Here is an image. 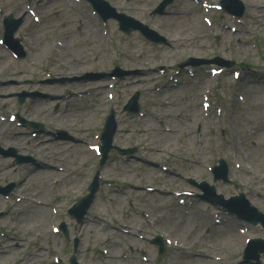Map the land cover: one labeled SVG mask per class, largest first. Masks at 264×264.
Segmentation results:
<instances>
[{
    "label": "rangeland",
    "instance_id": "rangeland-1",
    "mask_svg": "<svg viewBox=\"0 0 264 264\" xmlns=\"http://www.w3.org/2000/svg\"><path fill=\"white\" fill-rule=\"evenodd\" d=\"M16 1H22L25 4L28 3V0H0V3L6 2L10 4ZM215 1L217 2V0ZM242 1L246 9L243 17L245 25L238 26L237 32L232 33L230 32V26L237 24L235 21L230 22L229 27L224 28L222 31V37L225 40L223 45L221 42H217L218 37L214 40L211 39L214 32H216V27L214 25H204L202 23L204 14L196 6H193L187 16L177 20L180 21L178 23L180 26L176 27L180 31L181 36L186 38H192L196 34L204 32L207 42L210 46L215 47V50L201 52L203 49L192 50L187 47L183 50L187 54H179L171 49L157 55L153 53L147 54V52L151 51V47H144V42L138 32H131L130 34L120 33L116 21H107L106 24L100 23L96 35L89 33L85 38H79L76 34L78 18L74 13L80 6L73 0H52L53 7L51 9L55 8V11L45 17L42 24L38 25L32 20L27 22V25L38 29L40 36L37 40H42L45 36L47 37L49 43L47 42V45L42 47L44 53L46 49L47 52L43 56L37 53L20 60L17 59V61H11L14 66L17 64L19 67L17 70H14V73L17 75V80H11V77L0 80L7 82V85L0 83V96L4 95L3 98H0V106L5 104V109L2 113L5 118H8L11 113L20 114L21 112V108L16 105L15 96L5 97L9 93L17 94L25 89L28 92L39 91L51 95H61L66 90L76 92L82 89L84 93L80 98L83 97V100L79 97H71L67 100V104L70 105L69 108L72 106L74 108H83L82 114L75 115L81 118L79 128L82 131L73 134L81 137L84 142H95L93 133L99 131L98 134L100 135L105 116L109 108L113 106L116 109V118L118 120V130L115 134L113 144L120 147L136 146L137 151L134 155L143 159L145 165L159 167L160 164V166L164 165L167 167L172 177L168 185H166L168 190L173 188H192L187 181L188 177H193L197 180L206 179L210 183H213V175L205 167L207 165L212 166L217 163L218 158H223L229 169L230 183L224 184L220 181L216 182L215 186L218 192L222 193L224 197H229L233 194L237 195L242 192L253 206L264 212V69L251 70L244 68L241 70L238 80H234L230 72L222 73L217 78L209 75L201 76L202 85L201 82H197L195 94L192 96V100L197 104V119L203 117V113L199 109V101L204 87L210 84L215 86L216 94L219 97L217 103L225 105H219L222 107L221 116L216 114L214 111L215 106L213 105V112L216 115L212 114L209 117L208 120L211 123L202 124L201 132L199 134H193L187 142L183 140V136L179 133L174 132V130H167L171 127L169 125L170 120L167 118L166 113H163L165 107L169 105L180 106L181 103L183 104L184 98L181 96L180 98H176L174 95L179 87L178 89L171 88V82H169L168 87L170 88L164 90L160 88L158 90L159 86L165 82L166 76L157 75L153 70L148 71L155 68L158 64L174 63L177 58H184L187 55L206 57L211 54H218L222 55L224 59L235 58L237 64H242L249 60L254 65L256 63H262L264 66V61L261 57H258L259 51H256L264 41H261L257 35V32H259L261 38H264V21L257 12L259 10L258 4L264 5V0ZM29 3L35 4L34 1ZM120 3L121 6L119 7L115 4L119 10L135 6L131 0H123ZM15 7L17 6L11 5L9 10ZM19 8L21 9L23 7L20 5ZM34 8H38V5H34ZM136 10L139 11V9ZM222 18L223 24L229 20L225 14L222 15ZM191 21L194 23H191L189 27H181L183 22L190 23ZM198 21L203 24L202 29ZM104 28L108 31L106 36L102 35ZM65 33L70 43L68 44V54L63 58L61 51L64 47L61 45L66 41ZM238 40H240L239 43L237 42ZM201 41H204L203 37H199L198 43ZM190 42L194 41L191 40ZM32 56L35 57L33 62H31ZM4 62L6 63V67L10 66L7 58L4 59ZM104 62L106 65L103 66ZM116 64L125 70L131 67L140 68L144 75L135 78L130 77L126 81L119 80L115 77V79L88 82L84 86L81 84L82 87L81 85L70 83L62 88H51L47 85H39L38 80H34L31 83H24L28 78H35L37 76L40 79H44L51 75L71 76L79 75L87 71H109ZM42 68L46 69L48 74H44ZM18 70H20V73H17ZM169 72L171 71L167 73ZM198 73L201 72L198 71ZM183 75L190 78V82H195L199 79L193 73H184ZM138 80H146V83L141 85ZM147 88L149 91L146 90ZM136 89L141 91L139 114L130 115L126 112H121V106L127 102L130 94ZM110 91L115 93L114 101H110L107 98V93ZM238 93L244 96V103L236 99ZM36 109L38 108L36 107ZM162 118L168 126L167 129L164 126L158 125V121ZM15 123L0 121V125H3L0 128V135L15 137L20 144L24 145L29 138L18 135L23 133V129ZM69 127L71 130H76L71 125ZM98 144H100L99 140ZM4 145L14 146L20 150V147L14 141ZM80 149L84 165L83 167L78 166V170H81L79 176L83 189L76 188V193H70L68 190V193L71 195L66 197H70L72 200L74 196H81L85 192V180L87 182L89 180L91 181L98 167V158L88 150L87 146L80 145ZM157 150L159 151L156 152ZM237 159L241 164L240 168H236L235 166V163L238 162ZM107 161L109 162L105 168V173H109L110 177L118 178L124 176L132 178L135 184H140L143 187L147 186L148 180L145 181L142 179L144 177L138 174L141 171L140 168L136 169V171H131L134 169L136 161L127 162L124 158H119L114 152L110 154ZM9 164H11L10 159L0 157V168H6ZM242 166L246 171L250 172H244L241 168ZM5 171L6 178L11 170ZM144 175L148 176L155 184L162 181L155 170L145 168ZM251 175H255L257 179L253 183L251 182ZM116 184H120V182H115V184L102 183L104 198L101 197L98 204L94 205L91 215L103 217L108 224L113 226V229L107 235H104L107 228L93 222V224L88 225V232H81L80 253L78 255L84 264H104V258L112 253L120 254L127 260L121 261L120 264H131V261L134 260H138L139 264H149L139 260L137 251L133 249L130 252L128 250L129 245L127 246V243L136 245V243H132L133 241L136 242L135 236L117 233L115 229L125 228L135 234L141 232L145 236L160 233L171 238L174 234L180 240L191 243L195 232L198 231L199 225L202 223H209L215 226L214 234L208 237L210 240L207 243V247L212 249H210V253L217 250L212 255L213 257L203 256L199 251V243L195 239L194 246L187 249L184 253L177 252L174 255H170L168 247H165L163 251L165 258L174 262L187 261L190 257H197V262H192L191 264L242 263V250L243 246L245 247V239L242 238L240 241L234 242L228 235H223V233H227L233 238L237 237V223L240 222L234 216L227 214L226 210H222L225 208L220 204H216L217 206L215 207L217 209L215 210L211 207H208V210H189L187 203L185 206H178L176 200H173L172 195H168L167 192L163 194L162 192L150 193L142 189L140 190V194H136L132 190L129 191L125 185H122V187L126 195L121 200L112 202L113 197L116 195L113 190ZM160 187L158 186L159 189ZM11 195L15 197V192L11 191L7 196H0V208L8 210L9 212L11 210V204L14 205L16 201L15 199L13 202L9 201ZM189 200L192 203L195 201L202 202L199 197L197 198L195 196ZM159 201L164 202L166 210H154L152 208ZM169 204L170 206H167ZM235 204L244 206L243 201L239 199L235 201ZM244 208L250 211L248 207ZM218 209L227 214L225 216L221 212L218 213V218L222 217L221 224L213 223L212 216L206 220L197 217V212L199 211H206L209 214L218 212ZM141 212L149 215L151 220L149 224L143 223L140 217ZM48 214H50V209L47 211L45 219H47ZM134 214L137 216V219H135ZM160 214L163 215V220L159 221V223H154V220ZM244 214L249 216L250 213L244 212ZM66 221L71 237L77 236L78 231L73 221L69 219ZM40 225L43 227V222ZM83 226L84 224L81 225V227ZM3 228L9 230L4 225ZM158 228L166 232L160 231ZM170 230H173L171 236L168 235ZM220 230L224 232H220ZM10 232L15 237L16 233L12 229H10ZM248 236L263 238L264 231L259 225L253 226L249 228ZM57 239V236H54V240ZM113 244H118L120 248L112 252ZM145 245L147 246L146 251L150 253V258H154L153 254H155V249L152 244L147 242ZM101 248L108 249V254L100 253ZM2 249L6 251L10 250L6 245L2 246ZM18 251L21 252V250ZM214 257L215 260L213 259ZM21 258L22 255H20V259L15 258L14 264H18ZM43 260L50 263L53 258L52 256H45L43 259H35L30 262L38 264ZM12 262L13 259H10L4 264H12ZM106 262L109 264H119L113 259ZM250 262L256 263L255 260H250ZM260 263L264 264V255L260 256ZM20 264L23 263L20 262ZM180 264L185 263L181 262Z\"/></svg>",
    "mask_w": 264,
    "mask_h": 264
},
{
    "label": "bare ground",
    "instance_id": "bare-ground-1",
    "mask_svg": "<svg viewBox=\"0 0 264 264\" xmlns=\"http://www.w3.org/2000/svg\"><path fill=\"white\" fill-rule=\"evenodd\" d=\"M45 173H43V171H40V170H37L36 173L34 174V176L36 177H41V176H44ZM252 179H251V182H255V179H256V176L255 175H251ZM257 180V179H256Z\"/></svg>",
    "mask_w": 264,
    "mask_h": 264
}]
</instances>
